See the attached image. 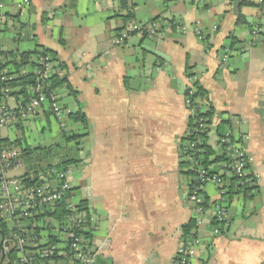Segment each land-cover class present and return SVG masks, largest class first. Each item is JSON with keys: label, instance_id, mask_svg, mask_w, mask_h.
I'll list each match as a JSON object with an SVG mask.
<instances>
[{"label": "crops", "instance_id": "0c3cea01", "mask_svg": "<svg viewBox=\"0 0 264 264\" xmlns=\"http://www.w3.org/2000/svg\"><path fill=\"white\" fill-rule=\"evenodd\" d=\"M251 1V6H242ZM261 0H128L135 23L181 19L186 34L164 29L153 38L113 40L124 26L119 0H0V50L56 53L76 91L58 89L66 116L81 112L88 129L71 177L75 197L87 201L97 217L93 248L106 264H172L182 244L183 227L195 218L187 202L190 178L184 174L181 146L190 112L185 93L189 75L208 93L207 103L231 122L225 130L248 137L245 148L256 178L253 197L236 195L231 224L215 236L199 232L191 264H264V10ZM244 16L245 25L237 23ZM255 46L239 53L240 44ZM199 28L204 41L194 33ZM217 28V30H214ZM238 45L224 64V48ZM190 69V70H189ZM30 71V69H28ZM16 98L6 102L17 107ZM206 102V101H205ZM207 104V105H208ZM46 105L28 121L0 132V137L36 148L62 139L60 121ZM216 127V125H215ZM68 131V130H67ZM12 132L13 137L9 138ZM11 177L25 175L23 170ZM10 173V172H9ZM205 194L217 199L208 184Z\"/></svg>", "mask_w": 264, "mask_h": 264}, {"label": "built area", "instance_id": "2783aa9c", "mask_svg": "<svg viewBox=\"0 0 264 264\" xmlns=\"http://www.w3.org/2000/svg\"><path fill=\"white\" fill-rule=\"evenodd\" d=\"M205 1L198 0V4L203 6ZM24 4L28 5L29 0H24ZM172 26L180 34H186L189 31L181 19H176L173 23L166 19H159L146 25L133 23L127 30L117 35L113 43L115 46L124 44L129 32H137L140 37L146 33L148 37L153 38L160 35L164 29H171ZM194 33L198 36L202 34L198 29L194 30ZM259 38V29L256 27L252 30V41L240 45L237 51L247 52ZM231 53L230 47L224 48V64L227 63ZM39 63L42 66L38 71L41 79L60 74V70H55L48 59L41 58ZM189 81L190 86L186 89L188 94H185V101L190 116L194 117L201 106L197 107L191 102L195 92L193 84L196 78H190ZM10 93V89L2 91L6 99L10 98ZM46 105L59 119L61 128L67 129V125L62 121L66 113L61 107L58 90L48 93V89H32L28 100L19 99L16 108H12L7 102L0 103V132L14 129L21 122L28 121ZM201 109L205 110V107ZM194 120V127L188 130V135L194 136L195 141L187 145L188 150L185 152L184 159L190 163L196 175L195 183L197 184L192 186L187 202L194 208V219L198 229L192 231L182 241L172 264L192 263L194 248L200 243L199 232L202 228H210L213 235L220 236L223 231L213 222L226 226L231 223L228 190L222 186L220 175L210 176L203 168L201 151L197 148L202 145L200 136L210 130L215 131L216 127L214 124H208V120L203 117H195ZM248 139V137L235 136L230 130H226L220 138H217L215 146L217 151L228 159L224 175L229 179H235L234 191L242 196L247 190L250 197L255 194L251 188L256 184V178L250 170L252 159L245 148ZM24 167L20 148H0V218L12 231L11 238L3 240V244L8 245L5 249L10 247L16 249L17 264H41L42 260L44 264H96L97 253L94 248L90 249L89 242L82 232L93 233L97 217L91 211L78 208L73 202L74 198H71L67 205V215L58 216L59 203L73 189L72 169L67 171L53 169L40 175L9 176L12 170H23ZM208 184L216 186L217 199L212 201L211 207L207 208L205 207L207 203L205 188ZM41 216L43 218L38 220ZM25 219L35 221L30 230L26 228ZM36 229L40 230L38 236L35 235Z\"/></svg>", "mask_w": 264, "mask_h": 264}, {"label": "trees", "instance_id": "16d2710c", "mask_svg": "<svg viewBox=\"0 0 264 264\" xmlns=\"http://www.w3.org/2000/svg\"><path fill=\"white\" fill-rule=\"evenodd\" d=\"M119 1H120L121 9L124 11V15H123L124 26L118 31L117 35L127 30L129 25L135 23L134 20L135 15L132 9L129 7L128 0H119ZM169 1L171 0H166V2ZM253 4L254 3L251 1H243L241 3L242 6H251ZM260 6L262 10H264V0L261 2ZM159 19L162 18L155 19L154 21H158ZM175 20L176 19L169 21L173 23ZM237 23L239 25H245L247 22L244 16L238 15ZM171 29H174L176 32H178L174 26H172ZM196 29L200 30L199 28ZM259 33H260V29H259ZM136 35H138L137 32H129L128 39L124 41V44L132 36H136ZM142 38L145 39L150 37H148V35L145 33L142 36ZM198 38L200 40L204 39L203 32L200 36H198ZM231 39H232V44L230 49L233 52L236 46L238 45V42L234 36H232ZM257 42L255 43V45L257 44ZM0 57L2 58L0 60V103L6 102L5 96L2 95V91L4 89L11 90L9 97L16 98V100L22 98L25 99V101L28 100L29 94L32 91V89H48V93H49L66 86L71 96H76L77 94L76 91H74V89L68 83L67 77H65L64 75L65 73H64L63 64L58 61L56 53H54L51 50L41 49L40 47H38L34 52H24V53H19V52L5 53L0 50ZM41 58L48 59V61L54 65L55 70H60V74H54L47 79H41L40 76L38 75V71L42 68V66H40L39 63ZM28 69H30V71H28ZM189 78H195V75L191 74L189 75ZM193 89L195 92H194V96L191 97V102L193 103V105L197 107L200 106L205 107V110H202L200 107V109L196 111L195 113L196 115L194 117L190 116L189 129H192V127H194L195 117H203L204 119L208 120V124L216 125L215 131L210 130L207 133H204L200 136L202 145H199L197 148L201 151V155H200L202 156L201 163L203 168L206 171H208V174L210 176L220 175V178L222 179V186L228 190V196H229L228 203L230 207L233 198L236 195H240V193L234 191V184L236 182L235 179L233 178L229 179L224 175V172L227 170L228 159L217 151L215 142L218 137L220 138L223 135V133L226 131L225 126L227 124H230L231 121L225 118L224 115H221V117H219V120L215 122L214 120L215 112L213 108L207 103L208 100L207 91L202 87V85L198 80L194 82ZM185 94L188 93L186 92ZM49 114L55 116L54 113L51 111ZM68 117L69 119H72L75 123L81 124L84 130L88 129L87 118L81 112L70 113L68 114ZM21 125L22 122L19 124V127H21ZM62 131H63L62 140L64 145L54 144L48 147L39 146L36 148H32L31 146L24 143L23 139H17L11 142L8 139H3L0 137V148L17 147L21 149L22 161L25 165V171H26L24 176H28L31 174L40 175L41 173H45L53 169L57 171H67L71 169V166L77 167L78 163L81 162L80 152H81L82 140L84 137L87 136V134H79L75 131L69 132L66 129H63ZM230 131L232 132V130ZM191 141H195V137L194 136L190 137L187 134L181 146V156L183 159L182 169L185 170L184 174L190 178L189 194L193 188L192 186L194 184H197L195 183L196 175L192 171L190 163L185 161L184 159L185 152L188 150L187 145ZM251 189L256 192V185H254V187H252ZM76 192L77 190L73 188L69 193H67V195L64 197L62 202L59 203L58 216L65 217L67 215V205L70 202L71 198L75 197ZM242 196L244 198H250L253 197L254 195L248 197V191L245 190ZM206 199H207V203L205 207L207 208L211 207L212 200L208 198L207 195H206ZM76 206L84 211H90L88 209L86 200H82L79 204H76ZM47 215L48 213L46 214V216ZM41 218L43 217L42 216L39 217L38 220H40ZM25 221L27 222L26 228L30 230L34 225L35 221L28 219H25ZM213 224L218 225L223 232L226 229V227H228L225 224H219L216 222H213ZM197 229L198 228L196 225V221L193 218L182 229L183 231L182 241L187 237V235H189L192 231ZM38 232H40V230L36 229L35 230L36 236H38ZM11 234L12 231L10 230L9 226L4 224L0 218V264H17L18 252L16 251V249L13 247H10L9 249H5V247L8 245H6L5 243L3 244V240H7V239L9 240L11 238ZM82 234L84 235L85 239L89 242L90 249L91 248L93 249L92 233L82 232ZM41 264H44L43 260L41 261ZM96 264H106V262L97 256Z\"/></svg>", "mask_w": 264, "mask_h": 264}, {"label": "rangeland", "instance_id": "374dc122", "mask_svg": "<svg viewBox=\"0 0 264 264\" xmlns=\"http://www.w3.org/2000/svg\"><path fill=\"white\" fill-rule=\"evenodd\" d=\"M67 123H68V125H67V129H66V130H68V131L70 132V131H72V128H73V126L75 125V122H74L73 120H68ZM11 137H13L12 132L9 133V138H11ZM52 144H60V145H64V144H63V140L60 139V138L56 139ZM71 169H72V171L75 173V171H76V166H71ZM14 174H17V171H13V172H10V173H9V175H14ZM76 193H77V192H76ZM77 196H78V195H77ZM77 196L74 197V199H73V202H74L75 204H77V202H79V201H77V200H79V199L77 198Z\"/></svg>", "mask_w": 264, "mask_h": 264}]
</instances>
